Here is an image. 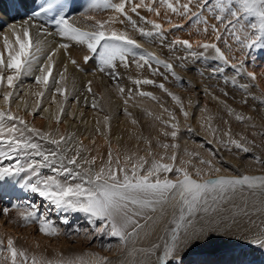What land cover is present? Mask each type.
<instances>
[{
    "label": "bare ground",
    "instance_id": "6f19581e",
    "mask_svg": "<svg viewBox=\"0 0 264 264\" xmlns=\"http://www.w3.org/2000/svg\"><path fill=\"white\" fill-rule=\"evenodd\" d=\"M22 1L25 4L27 0H22ZM84 1L85 0H80V2L76 4L75 9L72 11V13L67 15L66 19L68 20L69 23L73 24L76 27L89 30L92 29L90 26V21L96 20L95 17H98L100 21L105 22V27L107 32H111V31H116L117 33L126 32L128 36L133 39L135 33L126 31V29L122 25L123 19L121 13L116 12L113 9L107 11L106 13L103 12L102 14L100 12V15L96 16L94 14L97 10L96 5L98 4H94L87 7L86 12L84 11L85 15L78 14L79 11L78 9ZM113 1L114 2L112 3H117V4L124 2V0H120V1L113 0ZM127 9L128 10L131 9L130 0H126L125 11L128 12ZM91 16L93 19L89 20L88 18ZM24 21H28V24L25 25ZM136 23L138 25L137 27L150 26L141 22V20L139 19L136 21ZM10 25H16L18 29L22 27H29L33 43L34 45L38 46L40 49V51L36 52L37 59L33 64V71L30 75L22 76L19 80H17L15 82L17 86L13 89H7V87L0 88V109H4L6 111L10 110L14 115L23 117L29 127L36 128L40 131V135H35L26 132L25 133L26 137L30 136L31 139L35 137L41 138V136L45 133L50 134L49 139H47L49 141L60 140L61 137H64L65 139L61 141L60 146L63 147V144L65 145L66 143H69L70 158L76 156L77 152L79 153V155L76 157L77 159L76 166L80 169L81 174L82 173L85 174L83 175V177L85 178H87V176L89 175H94L97 171H99L101 167H106L108 165L109 152H111L112 154L113 168H116L117 158H119L122 166H126L129 169L131 168L132 164L136 162L140 157H143L145 160L148 161V163L144 165L145 169L150 167L153 160H158L162 163H165V161L169 160V156L165 154L167 152L166 149L161 147V145L164 142L163 140H165V138L163 137L164 138L163 139L160 138L159 136L161 133L166 132L167 130H165V126L162 124V122L159 123L160 119L167 120L168 122L171 121L172 124L177 125L176 128H179L180 124L183 125L188 122L190 116L188 114L187 118H185L184 115H180L176 121H173L171 117L169 119V115L165 112V109H168V107H165L166 105L163 103L165 99L163 101L161 100L164 106L161 107L160 106L161 104L157 102L158 101L157 99H152L149 96L141 95V93H152L153 96H156L158 94V91L161 90V89L158 90L156 88L155 89L152 88L150 84L135 83V81L137 80L139 81L148 80L147 78L149 77L147 76L148 75L147 69L140 68L129 60L126 61H129L131 65L127 64V66H125L122 64L119 66V64H116V67L118 66L117 70L121 76L122 83L112 84L113 82L109 80L110 78L105 76L104 72H101L99 70L100 66H97V64H95L96 61L94 62V60H89L87 63H85L84 56L85 55L90 56L92 54L90 50L86 49L85 44L77 43L68 38H62L58 34L57 27L48 28L44 26L42 23L33 20L29 17H23L19 20L11 19L6 15L4 3L2 0H0V49H3V43H2L3 34L6 33L10 36V38L14 39V37L11 36V32H9L8 30ZM243 26L248 27L247 24H243ZM244 29L246 31V28ZM153 32H155V30ZM178 35L182 37L181 34ZM184 38L185 37H183L182 39ZM155 39H156L155 36L149 37V40L152 41L151 43L152 45L150 46L149 49H151V51L157 57L161 58L162 61H165L174 66L179 65V66L188 67L193 64L194 67V65H197L196 59H193V57L192 60L188 59L189 54L187 53L186 49L183 46L176 44L172 48L169 47V45L172 44V42L175 41L176 38L170 39V44L167 46L158 44V42ZM201 39L202 38H200L199 41L204 43L205 40L203 41ZM190 42L193 43V41ZM65 43L69 44L70 47L67 49L59 47L60 44H65ZM179 47H182L185 50H182V48L179 49ZM33 51H35V47L33 48ZM49 56L52 57L51 61L48 60ZM91 57L93 58V56ZM182 57H186V59H181ZM73 60L76 61L75 64L72 63ZM79 63H82L83 67H87L88 64L89 67H91L90 71L86 72L87 74L82 73L77 67ZM45 64H49V66L52 68L51 76L49 77V83L47 87H45L42 84H37L33 81L35 80L34 79L35 76L41 74L39 68ZM82 66L81 69H83ZM88 70L89 68L87 69V71ZM92 70L94 71L92 72ZM245 71H247L246 68ZM7 74L9 73L6 72V75ZM242 75L236 77L235 78L236 83L235 84L231 83L230 86L233 85L240 91L243 90V92L236 91L237 92L236 94L234 90L231 91L230 93L239 97L238 99L239 101L244 102V100H247L248 105L253 111L252 114L256 113L259 116L261 114L264 115V109L257 107V104L259 103L264 105V90L262 92L260 90L259 92V87L258 89L256 87L259 85L256 84V86H254L255 83L253 82L257 81L256 78L255 81H253V79L249 77H247L248 79L243 78ZM61 76H63V79H61ZM159 78L160 77H157L158 80ZM89 82L91 83L89 84ZM198 82H199L197 84L198 87L201 90H206L205 89L206 85L204 86L202 80ZM230 82H232V80H230ZM240 85H247V88L246 89L241 88ZM57 87L62 89L61 93H57L55 91ZM89 88H91V90L95 91L99 95L94 96L93 94H90ZM121 88L124 89L123 92L120 91ZM5 91L13 92V95L8 102H5L3 99V93ZM38 92H43L44 93L43 96L35 95V93ZM53 96L55 97V100H53ZM79 97H81L80 102L75 100L76 98ZM182 97L185 98L186 96L183 94ZM191 98L193 99L192 96ZM187 99L188 98L185 99V103ZM192 101L188 100L186 107L185 108L183 107V109L186 112L191 110ZM93 104H95L96 106L93 107ZM60 107L63 108L62 113L60 112ZM122 110L124 111V114L121 112ZM180 110L181 108H179V111ZM57 116L60 117L59 123L56 120ZM106 117L107 119H105ZM253 118L251 117V119ZM133 121H135V123H133ZM191 121H192V126L194 127L193 129L198 128L197 127L198 123L193 120ZM10 124L11 122L5 121L0 126L5 127L6 129L7 127L10 126ZM200 129L203 130L204 128H200ZM167 133L169 132L167 131ZM227 133L219 134L216 137L218 138V140L221 139L220 141H224L225 143H227L229 140V135ZM230 135L232 139H236L239 140L240 142H244L242 140L243 138L240 135L234 136V134L232 133H230ZM215 146L219 149H222V147H218L217 144H215ZM6 148L7 147L1 146L0 150H6ZM205 150L204 151L201 150V151L205 153L207 152ZM219 156L220 157L216 161L210 160L212 162L211 168L207 164H202L197 162L198 160H190L192 162H188L184 156L177 158V161L174 162V166L176 168H185L189 173H193V171H195L196 169H200L203 178L207 177L208 179L217 178L220 176H228V177L243 176V175L264 176V170H262L263 167L260 164L248 165V163L246 162L241 163L239 158L236 159V156H234L230 151L228 152L227 150L220 151ZM128 157H130L131 159L126 160V158ZM161 157H163V159H161ZM93 160L94 163H92ZM217 161L222 162L223 165H220V163H218ZM0 164H1V160H0ZM30 164H32V162H30L28 158H24L23 160H21L20 164L17 165H11L10 163L6 164L7 166H5V168L11 167L13 170L15 168H22L23 171H20L19 173H15L14 171L13 176L7 177L4 180H0V199L5 200V202H9L14 197H18V198L23 197L27 193L29 198L31 197V200H33V198L35 197L38 202V205L40 206L43 205L44 207L43 209L45 210L44 211L45 213L43 212V216L45 215L51 216L52 214L51 222L54 225V227L59 230L57 235L59 236V240L57 244L53 246V248H50V250L51 249L54 250V255L58 257H63L67 255L69 252L68 250L64 251L67 245L66 244L67 240L65 239L66 236L64 235L66 234L67 231H65V228H63L65 224L64 221L67 220L68 223L69 221H71V218L74 215H75L74 218H76L77 215H79L81 218H84V221H87L88 215L82 212L64 211L61 209H57L48 200L39 196L37 193L34 192L30 193L29 190L27 189H31L30 181L31 183H39L38 178L40 175H43V178L41 177L42 180L47 179L48 177H56L61 183L74 184L81 181L79 178L73 180L67 174H62L58 172H53V173L42 172L40 171L42 170V168H39V166H36V171L35 173H33L32 168L29 167ZM223 166H226L229 169L224 170ZM215 168L220 169V171L219 172L214 171ZM160 176L162 179V177L165 176V174L162 172ZM14 178L18 180V183H13ZM242 188H240L241 189L240 192H237L238 198L236 197L237 200H235L236 201L235 203L237 204H239V202L242 200L244 201V204H241L242 208L240 207L238 211L244 208L248 210L253 209L250 207L248 208V206L250 205L254 206V208L261 207L262 205L264 207L263 204L264 191L260 192V190L261 189L263 190L264 188L259 186L253 187L254 189L247 187L248 189L243 188L245 190H242ZM256 195L258 196L262 195V197L261 199L259 198L260 200L254 202V198L256 197ZM28 196H26V198ZM29 201L30 200L27 198L26 200L22 201V203L27 204V202ZM171 201L167 199L164 203L156 205V212L163 205H166L167 208H169V206L171 207L172 206ZM25 207L27 206L25 205L19 210H12L11 212H7L6 216L3 215L4 211L0 207V240L3 239L2 241L3 243H5L6 246L5 248L8 247L7 245L8 239L11 236H13L12 235L13 233H11L12 228L14 227V225H20L19 224L20 218L23 224H27L22 218L23 215H26L28 213V211L23 210ZM132 211L140 212V215L134 216L133 219L137 220L142 227L136 228L135 229L136 234L129 236L127 241H122L120 237L111 235L109 230L105 229V231L109 234L111 238L113 239L118 238L125 244V248L123 250L124 254L123 255L121 254L119 257L117 256L116 258L107 259L106 263L109 262L108 264H110V262L113 261L118 263V261H123V260L126 261L134 260L135 257H138V253L140 254L142 252L143 253L146 252V250L144 249H147L151 252L149 256L154 255V258L158 259L159 257L163 256L166 242L171 241V238L168 240L162 239V241L156 243V245L153 246L154 240L152 239L154 238H151V240L146 239L144 241L135 240V237L140 235V234L138 235L137 233L140 232L144 226L146 225L150 226V223L154 221L153 218H157V216L153 214L154 217L153 215L149 217L150 215L149 209L147 211V208L140 209L138 206H132ZM228 212L229 215H231V212L230 211ZM55 216H58V218H56ZM89 220L91 221V223L95 225L96 220H94L92 217H89ZM56 222H58V224ZM33 223L32 226L27 228L26 234L22 236V239H25L24 242L22 243H24V246L26 248L25 251L30 249L31 251L38 253L40 251L39 246H41L42 248L45 246L44 243L46 237L36 236V231H38L37 225H35L36 223L35 224ZM99 223L102 224L104 222H99ZM133 227L134 226L129 227L127 231L128 232L133 231ZM229 228H230L229 230H234V231L238 230L239 232L241 230L245 231L247 237L251 238V241H249L250 243L255 242L257 240H264V210L262 212L259 211L256 213L255 212L246 213V215L242 216V218L238 219L236 222H233V224H231ZM229 230L227 231V233L230 232ZM213 231L214 230H210L209 232L205 231L206 233L203 234L202 236H199L198 238H195L196 236H192V237L190 236L192 240H194L193 238H195L196 241L195 240L193 242L192 240H190L189 242L187 241L186 246L189 245L187 247L188 249H186L187 251H183L181 255L177 254V256L174 257H180L185 253H187L188 251H190L191 254H195V256H192L189 259V261L187 262L188 264H195L199 261L201 264H251L250 262H248L249 259L245 255L227 256V258H225L223 261H220L219 258L215 257L214 253H216V250L225 248L227 245L224 243L225 245L222 244V246L217 247V244L221 241L219 240V238L212 239V237L217 236L213 234ZM221 235L226 237V232ZM239 237L242 238L241 236ZM254 237L256 239H252ZM220 238L222 237L220 236ZM145 241L148 242V245H144ZM137 244L140 245L138 246ZM177 245L180 244L178 243ZM181 246H179L178 250L176 249L175 253H178L177 251H179V249L180 250L182 249ZM209 246L212 247L216 246V247L210 250L207 249ZM59 247H61V249H59ZM62 249L63 252L61 251ZM20 250L17 251L19 252ZM205 251H211L213 255H211L212 253H210V256H208L207 258L201 257L200 254H202V252ZM76 254L77 255L74 256V258L84 257L85 260L92 261L94 263L98 261L97 257L94 256L91 252L84 254L80 250L79 253ZM67 259L68 258H66V260ZM151 264H158V260L155 263H151Z\"/></svg>",
    "mask_w": 264,
    "mask_h": 264
},
{
    "label": "rangeland",
    "instance_id": "374dc122",
    "mask_svg": "<svg viewBox=\"0 0 264 264\" xmlns=\"http://www.w3.org/2000/svg\"><path fill=\"white\" fill-rule=\"evenodd\" d=\"M85 1L86 2L81 7V10L80 9H78L79 11L77 10L78 14L85 15L84 13L86 12L87 7L90 5H94V4H98L96 5L97 10L94 14L96 16L97 15L99 16L100 12L102 14L103 12L106 13L107 11L112 10L111 8L104 7L105 0H91V1L85 0ZM111 2H114V1L112 0ZM167 3H172L173 6L178 9V12L174 13L170 8L167 7ZM167 3H161V0H130L131 9L130 10L127 9L128 12L125 11L127 15L121 14L122 19H123V24H122L123 27L126 29V31L135 33V36L133 37V39L136 40L138 43L140 41L139 44L141 46L140 49H134L132 52H129L127 55V60L132 61L133 64H135L136 66L142 65V66H138L140 68L147 69L148 71L147 76L149 77L147 79L155 82L154 84H150L151 87L154 89L156 88L160 90L161 88L159 87V85L163 84L164 87L168 90V92H171L180 97L181 103L183 104L184 108L186 107L188 100L194 101V102L192 101L191 110L187 112L190 118L187 123L183 124L184 126L180 124L179 128L173 129L171 127L172 125L171 121L168 122L167 120L160 119L159 123L162 122V124L165 126V130L169 132L168 135H165V133H167L166 131V132L161 133L159 136L160 138H163V137L165 138V140H163L164 141L163 144L170 145L169 149H166L167 152L165 154L169 157L175 154L177 158L184 156L188 162H192L190 160H198L197 162L201 163L202 159L205 161H209V160L216 161L220 157L219 156L220 151L227 150L228 152L230 151L234 156H236V159L239 158L241 163L246 162L248 163V165L260 164L263 167L262 170H264V163H257V160H256V158L258 157L261 161H264V115L261 114L259 116L256 113L252 114L253 111L248 105V103L239 101L238 100L239 97L230 93L231 91H234V90L235 92L240 91L235 86L233 85L230 86V84L232 83L230 82V80L242 74H243L242 75L243 78L248 79L247 77L249 76L247 75V73L249 72L255 73L256 74L255 78L257 79V81H259L257 82L255 81V79H253V81H255L253 82L255 83L254 86H256V84L259 85V86H256L257 89L259 87V92L260 90L261 92L264 90V85H263L264 84V47H257L256 45H253L252 47H243L240 43H238L235 40V36L233 35V32L239 31L240 25H237V28L233 29L232 26L228 24V21L230 19H233L231 17V12L227 9H225L222 12L221 9L216 6L218 4V0H208V3L206 5L203 3V0H191V3H190L191 12L198 13L199 14L198 16H192L190 13L188 15L182 14L183 8L181 6L185 3H189V0H167ZM133 7L136 8L135 12L132 11ZM232 7H233V10H235L236 6L233 5ZM149 9H158L159 15H157L155 11H149ZM128 16H130L132 20L137 21L139 19L141 20V22L147 25H150V26L143 27L147 31L155 30L151 24L146 23L147 20L154 21L155 23L160 24L162 27L159 31L163 33V36L161 37L160 35H157V36L154 35L156 37L155 40L158 42V44L167 46L170 44V39H173V38L174 39L176 38L175 40L192 39L190 40V41H193V43L191 42L194 48L192 50L198 53L199 52L203 53L204 49L201 50V47L198 46V43H196V40L198 42L199 39L202 38L201 40L203 41L205 40L204 43L217 44V46L224 52V54L228 57V59L230 58L229 59L230 63L226 65L221 60L212 59V57L215 56L216 53L214 49H208L207 51L203 53V55L199 57H193V59H196V63H197V65H194V67H193V64L188 67L173 65L174 67L172 71H174L176 74V75H173L172 71L166 68L163 64L156 63L154 59H149V60L140 59V56L144 54L142 50L146 49L148 52L153 53L151 49H149L150 46L152 45L151 44L152 41L149 40V37H145L140 34V32L137 30L138 27H134L132 23L127 19ZM219 16H222L223 20L218 19L217 17ZM241 16H242V19L240 21V24H242L243 22H244L243 24H247L248 27H245L246 25L244 26V28H246V31L251 33L252 35H256L257 30L252 29L250 27L252 23H258L256 18L248 17L247 19H243V14H241ZM95 18L96 20L90 21V26L92 29H89V30L84 29V28H81V29L85 31H94L96 22L100 21L98 17H95ZM169 21H171V23H169ZM204 21H207V25H205ZM233 23H235L234 19H233ZM177 25L179 27H177ZM213 25H215V27L219 29V34H220L219 40L216 39L217 34L216 32L213 31V28H212ZM136 26H138L137 23H136ZM205 26H207L208 28L207 32L204 31ZM104 30L107 32L105 25H104ZM156 31L157 30H155V32ZM176 34L177 35L181 34L182 37L178 35L179 37L178 38ZM240 35H241L242 40H244L245 39L244 33L240 32ZM183 37L185 38L182 39ZM85 47L87 49V46ZM180 48L182 47H179V49ZM182 50H185V49L182 48ZM230 54L232 55V58ZM92 55L94 56L90 60H94V62L96 61L97 63L95 62V64H97V66H100L98 54L92 53L90 57ZM159 59L162 60L161 58ZM188 59L192 60V56L188 55ZM129 61L121 62L117 60L116 64H119V66L122 64L131 65ZM241 62H243V65L247 71H245V68H244L243 72L237 73L235 69L230 67L231 63H235L239 67ZM81 66H82V63H79L77 67L82 73L87 74L86 72L90 71L91 67H89L88 64H87V67L82 66L83 69H81ZM220 67H223L225 69L223 73L214 72V69H217ZM88 68L89 70L87 71ZM117 69H118V66L115 67L114 70L106 67L105 70L103 71L104 75L110 78L109 80L113 82L112 84L122 83L121 76ZM94 70H92V72ZM110 71L113 72V75H109ZM116 73H118V75H115ZM113 76H115V78H113ZM177 76L180 77L179 80L177 79ZM157 77H160L159 78L160 81L157 79ZM226 79H227V82H225ZM201 80L204 86L206 85L205 86L206 90H201L198 87L197 85L199 83L198 81H201ZM33 81L35 82V80ZM260 84L262 87L260 86ZM168 92H165L163 89L158 91V94L156 95L157 97L155 96L156 99L158 100L156 101L159 104H161L160 105L161 107H164L162 104V101L165 99L163 103L166 105L165 107H168L167 111L165 112L168 115L169 113H172V116H174L175 119H173L172 116L170 115H169V119L171 117L173 121H176L178 117L180 115H184V112L186 111L185 110L184 112H182L181 110L179 111L180 104L174 101L172 97L168 95ZM240 92H243V90H241ZM90 94H93L94 96L99 95L93 90L90 91ZM183 94L186 96L185 98L182 97ZM191 96L193 97V99L191 98ZM71 98H74V97H71ZM186 98L188 99L185 103ZM80 99L81 97L76 98L75 100L80 102ZM257 107L264 109V105L261 103L257 104ZM229 109H233L234 111L230 113ZM121 112L124 114L123 110ZM236 113L243 115L244 117H250V118L254 117V118L245 119L243 121H240L236 119V116H235L237 115ZM191 120L198 123L197 127L199 129L198 128H195L196 130L193 129L194 127L192 126ZM200 128H204L205 130L204 129L201 130ZM229 130H230V133L234 134V136L240 135L243 138L242 140L244 141V142H241V144L246 147H249L251 151L245 153L241 149L235 147V145H232L230 143H225L224 141H220L221 139L218 140V138L216 137L217 135L227 133L229 132ZM172 131L177 132V136L175 139H173L171 136L170 132ZM32 142L38 143L40 145V151H43L46 155L52 152L57 153L56 157H52L51 155H49V161H53V160L55 161L54 163H52L50 167L43 166V164L47 162L43 161L42 157L31 155V152H32L31 149L22 150L16 153H10L11 159H5L3 157H0V160H1L0 166L5 167L7 166L6 165L7 163H10L11 165H17V164H20L21 160H23L24 158H28V160L32 163L33 161H36L37 166H39V168H42V170L40 171L45 172V173L46 172L47 173L57 172L56 169H60L61 163L64 165V167L72 168L73 172L81 173L80 169L76 166V164L69 165L67 163L68 159L72 158V157L70 158V155H69V151H70L69 143H66L65 145L63 144V147H64L63 148L60 145L57 146L55 144H52L49 140L36 138V137L32 138ZM174 144L178 145V147L177 148L171 147V145H174ZM215 144H217L218 147H222V149L217 148ZM1 146L7 147V145H3V144H0V147ZM199 147L200 148L202 147L203 149L202 148L200 149ZM201 150L202 151L205 150L207 152L203 153ZM192 153H198L199 155H190ZM61 156L65 157L63 161L60 160ZM165 163L173 164L174 162L169 159L165 161ZM218 163H220V165H223L222 162H218ZM223 167H224V170L229 169L226 166H223ZM141 174H146V173H141ZM164 174L165 176H163L162 179L167 178L173 181H179L183 179L182 175H179L174 172L164 173ZM190 174L192 175L194 179H197L200 181L214 179V178L208 179L207 177L203 178L201 174L200 176H197L196 170ZM83 175L85 174L82 173L81 176L83 177ZM41 177L43 178V175L39 176L38 178L39 181L42 180ZM70 178L72 177L70 176ZM13 183H18V180L14 178ZM240 188L241 187L236 188L235 190L237 191L235 190H228V191L218 190L217 191L216 190V191H209L208 193H206V203L204 200H201L200 204L197 206V209L193 213V215L181 226L180 233H179V240H178V243L180 245H177V250L179 246L183 244L181 246L182 251L179 249V251H177L178 253H175V255L173 254V256L170 259L171 264H188L187 262L189 261V259L192 256H195V254H191L190 251H188L187 253H185L184 255L180 257H174V256H177V254L181 255L183 251H187L186 249H188L187 247L189 245L186 246V242L187 241L189 242L190 240H192L191 238L192 236H196L195 238H198L199 236H202L203 234H205L206 232H209L210 230H214V231L218 230L216 232L213 231V234L217 236L212 237V239L219 238V240L221 241L219 242L218 240L219 245L217 244V247L222 246V244L223 245L226 244L228 246L222 249H218L216 250V253H214L215 257L219 258L220 261H223L225 258H227V256L245 255L249 259L248 262H250L251 264H264V247H262L261 244H259L258 242L250 243L249 241H251V238L247 237V234L245 233V231L241 230L239 232L238 230L237 231L229 230L230 229L229 227L231 226V224H233V222H236L238 219L242 218V216L246 215V213H253V212L256 213L259 211L262 212L264 210L263 205L261 207H256V208L250 205L248 206V208L250 207L253 209L248 210L243 207L244 209H241L240 211H238L241 207V204H244L243 200L240 201L241 203L239 202V204L235 203L236 202L235 200H237L238 198L237 192L241 191ZM243 188L246 189L247 187H243ZM243 188L242 190H245ZM27 190H29L30 193L32 192L31 189H27ZM262 191H264V189L260 190V192ZM26 196H28V193L23 197H19V198L14 197L9 202H5V200L0 199V207L1 209H3V211L5 208H7L8 212H11L12 210H19L26 205L27 207H25L23 210L29 212L32 210L33 206H36L38 207L39 214L43 215V212L45 211L43 209L44 207L43 205L41 206L38 205V202L35 197L33 198V200H31V197L29 198L28 196L27 198L30 201L27 202V204L22 203V201L27 199ZM261 197L262 195H259V196L256 195V197L254 198V202L257 200H260ZM168 199L169 201L173 199L171 201V205H172L171 207L169 206V208H167L166 205H163L160 209L157 210V212L156 210L152 211L151 209H149V213H150L149 217L154 214L155 216H157V218H153L154 223L153 222L150 223V226H147V225L144 226L141 229V231L137 233L138 235L139 234L140 235L135 237V240L144 241L146 239L151 240V238H154L152 240H154L153 246H155L156 243H159L160 241H162V239L168 240L172 237V231L176 227L177 223L179 222V217L181 215V209L184 208L185 206L182 205L178 195H176L175 193L170 194V197ZM228 211L231 212V215H229ZM5 216H2V217H5ZM74 216L71 218V221H69L67 224L65 223L63 227L65 228V231H67L66 234H64L66 236L65 239L67 240V243H66L67 245L64 251H67V250L69 251L68 254L63 257H58L54 255V250L53 249L50 250V248H53V246L57 244L59 240V236L57 235L55 236L46 235L45 236V234L39 231V225L36 222L34 223L32 222L33 224L36 223L35 225H37L38 231H36V236L46 237V240L44 243L45 246L43 248L39 246L40 248L39 249L40 251L38 252L39 254L37 252L31 251L30 249H29L30 251L29 250L25 251L26 248L24 246V243H22L24 242L25 239H22V236L26 234L27 228L32 226V223L23 224L21 222V218L19 221L20 225H14V227L11 230V233H13L12 234L13 236H11L10 238L14 242L13 246L16 247L17 250L21 249L20 251H23L25 255L29 258L27 264H31V258L33 256L34 257L36 256L37 260L39 259L42 261L43 260L52 261L53 264H55V262H57L58 260L59 261L62 259L66 260V258L70 259L71 257L74 258V256L77 255L76 253H79L80 250L84 254L91 252L94 256H96L98 261L95 262L94 264H105V262L101 261L100 258H105L107 261V259L116 258L117 256L119 257L121 254L122 255L124 254L123 250L125 248V244L120 239L111 238L105 230L100 233L96 231L97 228L102 227L103 223L102 224L99 223L102 221L96 220L95 225H94L89 220V217H90L89 215H88L87 221H84V218H81L79 215H77L76 218H74ZM45 217L46 219L51 221L52 214L51 216L45 215ZM55 217L58 218V216H55ZM56 223L58 224V222ZM228 230L230 232L227 233ZM225 232H226V237L221 235ZM220 236L224 240L220 238ZM239 236H241L242 238H240ZM237 237L239 238V240ZM195 238L193 239L195 240ZM252 239H256V238L254 237ZM194 240H192V242ZM137 245L139 246L140 244H137ZM144 245H148V242L145 241ZM5 247H6L5 243L0 244V264H11V259L9 258L10 254L6 250L7 248ZM209 247L207 249L211 250V249H214L216 246H213V247L209 246ZM59 249H61V247H59ZM144 250H146V252L144 253L142 252L140 254L138 253V257H135L134 260L128 259L130 262L123 260V261H118V263L113 261V262H110V264H151V263H155L158 260L154 258V255L149 256V254L151 253L149 250L147 249H144ZM61 251L63 252V249ZM210 253L212 252L205 251V252H202L200 256L207 258L208 256H210ZM211 255H213V253ZM108 263L109 262H107L106 264ZM17 264H25L23 257H20L19 255L17 256ZM195 264H201V263L199 261Z\"/></svg>",
    "mask_w": 264,
    "mask_h": 264
},
{
    "label": "snow or ice",
    "instance_id": "6c2138e0",
    "mask_svg": "<svg viewBox=\"0 0 264 264\" xmlns=\"http://www.w3.org/2000/svg\"><path fill=\"white\" fill-rule=\"evenodd\" d=\"M161 3H167V0H161ZM191 0L189 3L183 4L184 15L189 13L192 16H198V13H192L190 8ZM206 5L208 0H203ZM125 4L121 2L119 4L112 3L111 0H105L104 7L111 8L116 12L127 15L125 13ZM233 5L236 6L233 10ZM167 7L170 8L174 13L178 12V9L173 6L172 3H167ZM217 7L223 12L225 9L231 12V17L233 19L228 21V24L232 26L233 29L240 25L239 31L233 32L235 40L240 43L243 47H252L256 45L257 47H264V0H218ZM132 11L135 12L136 8L133 7ZM149 11H155L159 15L158 9H149ZM241 14H243V19L248 17H255L258 23H252L250 27L257 30L256 35L245 31L244 26L240 24L242 19ZM33 18L40 15L39 12L32 14ZM223 20L222 16L217 17ZM92 19V17H89ZM127 19L132 23L134 27L136 26V21L132 20L130 16ZM146 23L151 24L155 30L147 31L143 27H138L137 30L142 36L152 37L154 35L163 36V33L159 30L161 25L155 23L154 21L147 20ZM171 23V21H169ZM207 25V21H204ZM27 25L28 21H24ZM55 24L58 29V34L62 38H68L80 44H85L87 49L93 54H98L100 68L99 70L103 72L105 68L115 69L116 61L125 62L127 60V54L132 52L134 49H140V44L130 38L126 32L117 33L116 31L106 32L104 30L105 22L97 21L94 31H85L79 27L74 26L69 23L67 19L62 15L59 19L55 20ZM177 27H179L177 25ZM213 31L216 32V39H220L219 29L212 26ZM9 32L14 39L10 38L8 34L2 35L3 49H0V88L13 89L15 88L16 81L22 76L30 75L33 71V64L35 63L37 57L36 52L40 51L39 47L34 45L29 27L17 28L16 25L9 26ZM204 31L207 32L208 28L205 26ZM240 32L244 33L245 39L242 40ZM259 42V43H257ZM199 46L207 51L208 49H214L216 55L212 59H218L223 61L224 64H229L228 57L215 43H202L197 42ZM176 44L183 46L188 54L192 57H199L203 53H198L193 49V45L189 40H175L169 45L170 48L174 47ZM35 47V51L33 48ZM60 48L67 49L70 47L69 44H60ZM143 55L140 56L141 60L154 59L156 63L163 64L170 71L173 70V65L160 60L155 56L154 53L148 52L146 49L142 50ZM6 53V55H5ZM92 57L85 55L84 61L87 63ZM52 57L49 56L48 60L51 61ZM181 59H186L182 57ZM73 64L76 63L75 60L72 61ZM127 66V65H125ZM142 66V65H138ZM230 67L235 69L237 73L244 71L243 62H241L238 67L237 64L231 63ZM66 70V69H65ZM40 75L35 76V82L37 84H42L47 87L49 83V77L51 76L52 68L49 64H45L39 68ZM225 69L223 67L214 69V72L223 73ZM6 72L9 73L6 75ZM173 75H176L172 71ZM109 75H113V72H109ZM115 75H118L116 73ZM249 77L255 79V73H247ZM115 78V76H113ZM63 79V76H61ZM179 80L180 77L177 76ZM227 82V79H226ZM91 82H89L90 84ZM136 84H154L152 80L135 81ZM232 83L235 84V78L232 79ZM159 87L165 92L168 90L163 84ZM241 88H247V85H240ZM57 93H61L62 89L57 87L55 89ZM91 91V88H89ZM121 92L124 91L123 88L120 89ZM43 92L35 93L37 96H43ZM12 91H5L3 93V99L8 102L12 97ZM141 95L149 96L152 99H156L152 93H141ZM168 95L172 97L174 101L180 104L181 111L184 112L183 104L181 103L180 97L168 92ZM53 100L55 97L53 96ZM247 103V100H244ZM96 105L93 104V107ZM167 111V109H165ZM233 109H229V112H233ZM60 112H63V108L60 107ZM172 116V113H169ZM185 118H187L188 113L184 112ZM175 119L174 116H172ZM107 119V117L105 118ZM236 119L243 121L245 119H251L250 117H244L243 115L237 114ZM59 123L60 117H56ZM5 121L11 122L10 126L5 129V127L0 126V144L7 145L6 150H0V157L5 159H11L10 153H16L22 150L31 149V155L40 156L43 158L44 167H50L55 161H49V155L56 157L57 153L52 152L50 154H45L40 151V145L38 143L32 142L31 137H26L25 133H31L35 135H40V131L36 128H31L28 126L27 122L23 117L14 115L10 110L0 109V125ZM135 123V121H133ZM171 127L175 129L176 124H172ZM229 135V140L227 143L235 145V147L241 149L243 152H250L251 149L241 144L239 140L232 139L230 135V130L227 133ZM50 134H43L41 139H49ZM168 135V133H165ZM171 136L173 139L176 138L177 132L172 131ZM65 138L61 137L60 140H51L52 144L57 146L60 145L61 141ZM161 147L168 149L170 145L162 144ZM173 148H177L178 145H171ZM79 155L77 152L76 156L68 159L67 163L69 165H75L77 163L76 157ZM190 155H199L198 153H192ZM65 157L61 156L60 160L63 161ZM131 159L130 157L126 158ZM163 159V157H161ZM169 159L173 162L176 161L177 157L173 154ZM257 163H264L258 157L256 158ZM94 163V160L92 161ZM148 161L143 157H140L136 162H134L131 168L122 166L119 158L116 159V168L112 167V154L109 152L108 165L106 167H101L94 175H89L87 178L82 177L80 172H73L72 168L64 167L61 163L60 169H56L58 173L67 174L72 177L73 180L77 178L81 182L78 183H61L56 177H48L47 179L39 181V183H31V191L38 193L39 196L48 200L57 209L64 211L82 212L94 220H99L104 222L102 227L96 229L98 233L103 232L108 229L111 235L118 236L122 241H127L129 236L135 235V229L142 227L137 220L133 219L134 216L140 215L139 211H132V206H138L140 209H151L156 210V205L164 203L170 194L175 193L178 195L182 205L185 207L181 209V215L179 217V222L172 231V237L170 242H166L165 250L163 256L158 258V264H171L170 257L173 256L177 249V244L179 240V233L181 226L193 215L196 211L197 206L200 204L201 200L206 203V193L209 191H228L235 190L238 187L247 186L249 188L262 187L264 188V176H220L209 180H197L192 177V175L185 168H176L173 164L161 163L158 160H153L150 167L144 168V165ZM202 164H207L210 168L212 167V162L201 160ZM37 162L33 161L29 165L32 168L33 173L36 171ZM15 173L23 171L22 168L11 167H0V180H4L7 177L13 176ZM214 171L219 172L220 169L215 168ZM172 173L175 172L183 176V179L179 181H173L171 179H161V173ZM146 173V174H141ZM201 170L196 169V175L200 176ZM8 209H4V214L6 215ZM186 213V214H185ZM26 223L36 222L39 225V231L45 235L55 236L58 235L59 230L54 227L52 222L46 219L45 216L39 214L38 207L33 206L32 210L22 217ZM67 223V220L64 221ZM131 226L133 231L128 232L127 229ZM264 247V240L255 241ZM3 244V241H0ZM14 242L11 238L7 241V251L10 253L11 264H17V256L23 257L25 264L28 262V257L23 251H17L13 246ZM106 264L105 258H100ZM31 264H53L52 261L37 260L36 257L31 258ZM55 264H94L92 261L85 260L84 257H75L67 260H60L55 262Z\"/></svg>",
    "mask_w": 264,
    "mask_h": 264
}]
</instances>
